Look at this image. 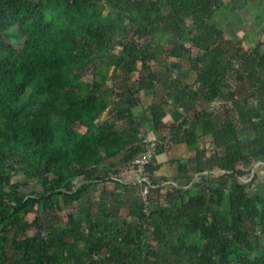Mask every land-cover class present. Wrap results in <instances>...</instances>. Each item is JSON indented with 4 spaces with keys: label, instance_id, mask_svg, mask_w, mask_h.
I'll use <instances>...</instances> for the list:
<instances>
[{
    "label": "trees",
    "instance_id": "trees-1",
    "mask_svg": "<svg viewBox=\"0 0 264 264\" xmlns=\"http://www.w3.org/2000/svg\"><path fill=\"white\" fill-rule=\"evenodd\" d=\"M221 7L0 0V264H264V45L228 40ZM136 62L147 101L129 89ZM141 112L168 131L145 168L147 206L120 180L144 150ZM200 142L168 161L172 186L152 180L170 146Z\"/></svg>",
    "mask_w": 264,
    "mask_h": 264
},
{
    "label": "crops",
    "instance_id": "crops-1",
    "mask_svg": "<svg viewBox=\"0 0 264 264\" xmlns=\"http://www.w3.org/2000/svg\"><path fill=\"white\" fill-rule=\"evenodd\" d=\"M222 7L215 15V23L220 28L224 36L234 44L240 45L242 48L247 49L254 43H261L264 45V0H220ZM148 98L150 97L145 91ZM141 99V98H140ZM142 100V99H141ZM216 105V103H214ZM218 106V105H217ZM255 106V105H253ZM142 121L140 120V132H142L144 141L160 140L164 136L168 135V131H156L153 129L152 124L149 123L143 112ZM167 120L174 123H179L182 120L183 112L180 107H177L175 103L168 106ZM139 123V122H138ZM200 129L197 133L199 135ZM205 142V141H204ZM200 143L197 146L187 147L184 145H174L166 151L165 154L157 157V163L161 165L160 169L152 175V180L158 181L159 184H168L172 186L173 183L169 181L172 174V166L168 165V161H187L192 160L196 147H200ZM156 161V159H155ZM111 174V172H109ZM207 172H205L206 174ZM125 188L124 195H128L129 188H133L134 183L137 182L135 174L129 171L121 173V179ZM166 186L165 188H167ZM118 195V194H117ZM98 198V195L96 196ZM126 200V199H124Z\"/></svg>",
    "mask_w": 264,
    "mask_h": 264
},
{
    "label": "rangeland",
    "instance_id": "rangeland-1",
    "mask_svg": "<svg viewBox=\"0 0 264 264\" xmlns=\"http://www.w3.org/2000/svg\"><path fill=\"white\" fill-rule=\"evenodd\" d=\"M159 38L161 40V43L165 45L166 44L165 37L163 35H160ZM118 50L119 49H117V52H118ZM166 50L167 49L164 48V47H162V48L159 47V48L156 49V57H155V61L153 63L154 66H157L158 67V65H161V67H165V66H167L170 63V61H168V59H166L167 58V55H168V53H167ZM140 68H141L140 67V63L139 62H136V64H135V70H134V72L132 74V77H131V80L129 82V89H130V91L132 92V94L134 96H136L138 98H141L142 101H144L148 97L145 96L146 95V93H145L146 90H142L139 87L140 77H139L138 72H139ZM83 78H84L83 79L84 80L83 88L84 89L89 88V85L91 84V81H92L91 75L87 74ZM192 78H193V76L191 74L189 76V78L187 79V82L188 83L192 82ZM217 105H218V102L216 103V105H214V107H217ZM141 119H142V115L138 114L137 121L139 123H140V120ZM200 144L203 145V142H200ZM255 152H256V163H255L254 168H253V173L254 172L255 173H259V172L261 173L262 170H264V157L261 156L260 154H258L257 153V150ZM211 175H215V174L214 173H212V174H208V173L205 174V173H203V174L199 175L196 178V181H199V182L201 181L202 182V181L206 180ZM251 176H252V173H249V175L246 178L237 179V182L240 183V184L241 183H247L248 181H250ZM19 179L20 180H23V177L21 176V177H19ZM164 186L166 187V186H168V184H166ZM249 196H252V197L254 196V189H252V187H250ZM136 197H137V195H136ZM224 209H227V205L224 206ZM222 214L225 215L226 212L225 211H222ZM32 218H33L32 215L28 216V219L29 220H31Z\"/></svg>",
    "mask_w": 264,
    "mask_h": 264
},
{
    "label": "built area",
    "instance_id": "built-area-1",
    "mask_svg": "<svg viewBox=\"0 0 264 264\" xmlns=\"http://www.w3.org/2000/svg\"><path fill=\"white\" fill-rule=\"evenodd\" d=\"M158 142L159 140L143 141L144 150L137 156V158L127 165L128 170H125L135 174L137 184L141 185L140 194L145 206L148 205V193L150 187L147 180V174H145V168L151 163L154 153L158 147Z\"/></svg>",
    "mask_w": 264,
    "mask_h": 264
}]
</instances>
